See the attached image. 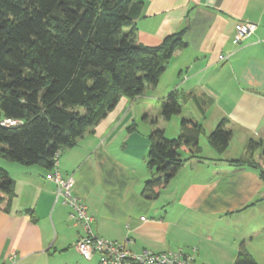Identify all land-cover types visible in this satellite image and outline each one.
I'll use <instances>...</instances> for the list:
<instances>
[{
	"label": "crops",
	"instance_id": "0c3cea01",
	"mask_svg": "<svg viewBox=\"0 0 264 264\" xmlns=\"http://www.w3.org/2000/svg\"><path fill=\"white\" fill-rule=\"evenodd\" d=\"M142 1L136 43L156 46L186 29V45L175 51L155 87L146 86L134 99L123 96L93 131L63 149L59 173L74 179L73 195L84 202L99 236L135 251L183 248L194 253L197 264H233L244 243L264 264V180L257 169L232 163L237 154L228 155L238 135L244 149L249 138H264V0ZM240 20L255 22L257 29L238 43ZM174 89L196 111L168 119L177 125L168 135L162 102ZM211 116L212 128L230 119L233 135L223 153L208 139L202 143ZM185 118L205 129L201 155L187 158L169 183L147 191V181L162 175L148 163L150 134L161 129L177 137ZM181 152L186 155L188 147ZM258 159L264 167V156ZM0 167L14 179L16 191L10 206L7 197L0 203V263L99 264L97 255L85 259L76 246L87 230L57 196L55 180L47 178L54 164L48 169L0 157ZM152 192L157 195L150 197Z\"/></svg>",
	"mask_w": 264,
	"mask_h": 264
},
{
	"label": "trees",
	"instance_id": "16d2710c",
	"mask_svg": "<svg viewBox=\"0 0 264 264\" xmlns=\"http://www.w3.org/2000/svg\"><path fill=\"white\" fill-rule=\"evenodd\" d=\"M144 7L142 0H0V109L4 118L19 121L0 124L1 157L51 169L56 152L93 131L123 96L134 99L158 84L175 51L186 45V29L156 46L136 43ZM184 100L179 89L170 91L162 102L164 118L181 112ZM229 122L223 118L207 135L219 153L232 139ZM204 133L187 118L177 137L161 129L151 133L148 163L162 175L145 189L169 183L187 158L200 156ZM261 148L264 138H249L245 154L231 162L257 169L264 180L254 157ZM15 195L14 179L0 167V203L7 197L10 206ZM233 264L258 262L243 243Z\"/></svg>",
	"mask_w": 264,
	"mask_h": 264
},
{
	"label": "built area",
	"instance_id": "2783aa9c",
	"mask_svg": "<svg viewBox=\"0 0 264 264\" xmlns=\"http://www.w3.org/2000/svg\"><path fill=\"white\" fill-rule=\"evenodd\" d=\"M257 29L255 22L240 20L235 24V42H242ZM224 58L223 55H220ZM19 123L13 118L0 120L1 125L13 126ZM62 150L56 152L53 161L55 171L48 173L47 178L55 180L58 184L57 196H63L64 201L73 207L72 217L82 222L87 230L85 235L79 237L76 246L85 259L91 260L98 256L99 264H197L193 252L179 248L174 251L154 252L148 249L135 251L123 243L109 240L95 234L91 229L93 217L88 213L81 198L73 195L74 179L72 177L63 178L58 170V163ZM144 219V216L142 217ZM13 257V256H12ZM4 264V263H0Z\"/></svg>",
	"mask_w": 264,
	"mask_h": 264
},
{
	"label": "rangeland",
	"instance_id": "374dc122",
	"mask_svg": "<svg viewBox=\"0 0 264 264\" xmlns=\"http://www.w3.org/2000/svg\"><path fill=\"white\" fill-rule=\"evenodd\" d=\"M167 79L168 80H170V74L168 75V77H167ZM158 91H162V85H161V87L158 89ZM165 93H167V92H165ZM154 104H157V100L154 102ZM181 105H182V110H183V116H185V115H187V114H189V111H190V108L191 109H193V110H195L196 111V106L195 105H193V104H191L188 100H184V101H182V103H181ZM199 113V112H198ZM4 118V114H2V112H1V109H0V120H2ZM213 118H214V116H211V117H209V119H208V122L206 123V126H205V128H206V130H207V132L206 133H210L211 132V130L212 129H214L215 127H216V125L214 126L213 125V128H212V122H211V119H212V121H213ZM178 121V120H177ZM168 122H170V124L168 125V135H173V133L176 131V127H177V125H176V119H172L171 121H168V120H166V123H168ZM139 124H140V128L141 129H143L144 128V125H145V123H141V121H139ZM178 124H179V121H178ZM177 135V134H176ZM170 137V136H169ZM172 137V136H171ZM239 135L238 136H236L235 137V139H234V141L232 142V147H231V151H229V154L228 153H226L225 152V155L227 156V154L228 155H235V154H237L239 157L238 158H240L243 154V152L244 151H246L245 149H244V146H241L239 143ZM202 143H203V145L204 144H208L207 143V136L206 135H203L202 136ZM184 153H186V151L184 150L183 151ZM264 151H263V149L261 148V149H258V150H256V152H255V158H256V160L258 159V157H263V153ZM189 153V152H188ZM187 153V154H188ZM186 154V155H187ZM185 155V154H184ZM185 155V156H186ZM1 157V156H0Z\"/></svg>",
	"mask_w": 264,
	"mask_h": 264
},
{
	"label": "clouds",
	"instance_id": "9594fccd",
	"mask_svg": "<svg viewBox=\"0 0 264 264\" xmlns=\"http://www.w3.org/2000/svg\"><path fill=\"white\" fill-rule=\"evenodd\" d=\"M4 119V118H3Z\"/></svg>",
	"mask_w": 264,
	"mask_h": 264
}]
</instances>
